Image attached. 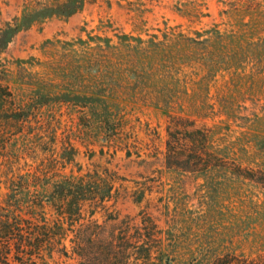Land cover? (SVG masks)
Instances as JSON below:
<instances>
[{
  "label": "rangeland",
  "instance_id": "374dc122",
  "mask_svg": "<svg viewBox=\"0 0 264 264\" xmlns=\"http://www.w3.org/2000/svg\"><path fill=\"white\" fill-rule=\"evenodd\" d=\"M0 208L45 264L262 257L264 0H0Z\"/></svg>",
  "mask_w": 264,
  "mask_h": 264
},
{
  "label": "trees",
  "instance_id": "16d2710c",
  "mask_svg": "<svg viewBox=\"0 0 264 264\" xmlns=\"http://www.w3.org/2000/svg\"><path fill=\"white\" fill-rule=\"evenodd\" d=\"M171 137V133L168 132L167 148L170 147ZM200 140L202 141L200 155L204 158L210 157L211 153L208 151L207 136L204 131H200ZM82 186L83 184L78 187L68 184L61 185L63 194L67 197L79 194V190L75 191L74 189L82 188ZM80 191L81 194L84 193L82 190ZM76 206L79 211L78 204ZM1 210L0 208V264H27L26 262L45 264V257L57 249L66 258L68 257L66 246L61 244L68 237L65 230H54L53 225L48 224L44 219H38L36 223H32L15 214H3ZM63 220V216L56 219L58 226L63 227ZM72 239L69 240L70 243H73ZM223 264H264V255L250 261L233 258V261Z\"/></svg>",
  "mask_w": 264,
  "mask_h": 264
}]
</instances>
